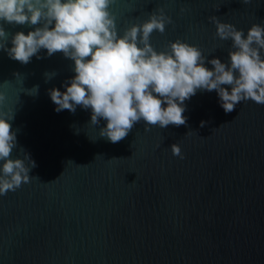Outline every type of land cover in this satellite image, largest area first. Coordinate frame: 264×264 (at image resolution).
I'll list each match as a JSON object with an SVG mask.
<instances>
[{"label": "water", "instance_id": "1", "mask_svg": "<svg viewBox=\"0 0 264 264\" xmlns=\"http://www.w3.org/2000/svg\"><path fill=\"white\" fill-rule=\"evenodd\" d=\"M157 7L172 23L153 32L156 50L179 38L225 63L231 40L215 36L209 16L245 35L264 26V0H113L110 11L120 33ZM3 26L11 34L34 27ZM39 56L23 65L0 49L12 158L23 159V148L39 178L0 196V264H264V105L248 100L225 113L216 91L198 90L185 101L186 126L145 131L141 121L111 143L99 137L105 120L89 122L91 109L54 110L48 90L65 91L74 62L45 49ZM45 72L56 75L46 81Z\"/></svg>", "mask_w": 264, "mask_h": 264}, {"label": "clouds", "instance_id": "2", "mask_svg": "<svg viewBox=\"0 0 264 264\" xmlns=\"http://www.w3.org/2000/svg\"><path fill=\"white\" fill-rule=\"evenodd\" d=\"M112 3L0 0V49L10 59L26 65L33 56L40 59L39 53L45 49L49 57L59 52L74 62L75 75L64 85L65 91L48 90L57 113H75L77 106L91 109V124L97 126L101 119L107 122L106 127L99 128V137L119 143L141 121L145 122V131L150 130L148 125L161 129L186 126L185 101L198 90L216 91L225 113L248 100L264 105V26L253 23L245 35L233 24L209 16L215 36L221 41L231 40L225 63L217 57L206 58L199 47L179 38L169 41L164 50H156L150 42L153 32L163 34L166 25L172 23L160 7L118 33L116 17L110 11ZM184 10L181 8V12ZM4 24L34 27L27 34H11ZM9 39L11 47L7 46ZM205 62L212 67H206ZM55 75L44 73L46 81ZM38 87L26 89V93L35 95ZM3 100L0 92V103ZM13 118L14 112L0 111V196L39 179L30 175L36 163L23 148V159L12 158L18 147L16 131L9 122ZM205 124L200 122L201 127ZM170 147L173 156L183 158L178 144Z\"/></svg>", "mask_w": 264, "mask_h": 264}]
</instances>
